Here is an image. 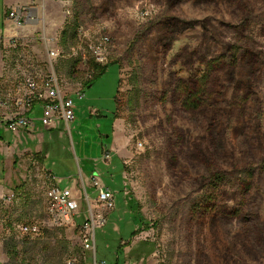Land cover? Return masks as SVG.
Masks as SVG:
<instances>
[{
    "label": "rangeland",
    "instance_id": "obj_1",
    "mask_svg": "<svg viewBox=\"0 0 264 264\" xmlns=\"http://www.w3.org/2000/svg\"><path fill=\"white\" fill-rule=\"evenodd\" d=\"M39 9L45 24L19 26L2 48L0 89L12 97L54 68L63 89L85 96H73L70 129L0 124V240L7 258L6 243L19 252L7 264L82 255L77 229L50 215L47 191L76 182L74 211L88 218L96 166L115 195L97 229L99 261L264 264V0H39ZM92 61L107 68L87 86ZM198 91L199 107H188ZM51 148L56 179L43 169Z\"/></svg>",
    "mask_w": 264,
    "mask_h": 264
},
{
    "label": "built area",
    "instance_id": "obj_2",
    "mask_svg": "<svg viewBox=\"0 0 264 264\" xmlns=\"http://www.w3.org/2000/svg\"><path fill=\"white\" fill-rule=\"evenodd\" d=\"M34 3L35 0L31 5L13 8L9 12L8 18L13 20L17 26L39 22L40 18L36 16ZM103 40L109 42L110 37L105 35ZM11 43H15V40L12 39ZM102 48V45L91 46L92 52L98 58L103 57ZM48 56L50 64L53 66L52 59L57 56V52L48 51ZM93 72L94 70L90 71L91 74ZM23 89L24 93L14 97L7 96L0 89V124L5 123L11 131L22 130L34 125L35 117L28 115V112L35 108L36 103H41L42 106L39 121L44 128H53L62 121L70 129L71 123L76 118L73 96L77 95L79 98L85 96V92L82 90L72 94L67 89H63L54 68L41 82H38L34 77H28ZM5 109H9V111ZM4 111L5 113H3ZM110 157L108 152L104 155L105 159ZM92 180L96 189V199L92 200L91 196L86 194L89 217L85 221L80 223L78 220V214L73 207L72 191L69 188L50 187L47 191V208L56 224L63 223L77 229L78 240L82 245L85 257H87L85 264H108L105 260L99 261L97 257V229L107 224L106 212L114 208L115 195L108 186L100 184L95 175H92ZM12 198L13 195L8 196V200H12ZM96 202L100 204L98 207L101 208L100 213L97 214H95L93 206ZM21 231L23 235L27 236H39L40 234V229L36 224H23ZM75 263L73 258L67 261V264Z\"/></svg>",
    "mask_w": 264,
    "mask_h": 264
},
{
    "label": "crops",
    "instance_id": "obj_3",
    "mask_svg": "<svg viewBox=\"0 0 264 264\" xmlns=\"http://www.w3.org/2000/svg\"><path fill=\"white\" fill-rule=\"evenodd\" d=\"M32 1L33 0H0V79L2 77H6L7 76V69L5 67L6 63H5V59H4V53H3V50L2 48H5V47H8V46H11L10 44V40L14 39L15 38H18L21 36L20 32H19V29H21L22 27H19L15 24V22L13 20H10L8 18V14L9 12L13 9V8H18V7H23V6H28V5H31L32 4ZM41 1H45V0H41ZM34 10H35V13H36V16L38 18H40V21L39 22H35V23H31V24H35V25H40L41 23L45 24L44 23V20H45V17L43 15V12L40 11L39 9V0H35V3H34ZM10 44V45H9ZM22 93H24V89H23V85H17L16 86V89H15V92L12 94V97L14 96H17V95H21ZM11 109H14V108H11ZM6 111H9V109H5ZM5 113V111L3 112ZM42 113V106H41V103H36L35 105V108L30 112H28V115L30 116H33L35 117V122H34V125L32 127H29V128H25V129H22L24 132H28V133H31L33 132L37 127L39 126H42L40 125V121H39V117ZM59 124L63 122H58ZM43 128V127H42ZM55 127L53 128H50V129H47V128H43L44 130L48 131V130H54ZM47 146V145H46ZM50 146V145H49ZM51 151V152H50ZM40 152H42V150H40ZM110 153V156L113 155L111 149H106V153ZM53 155H52V154ZM104 154V153H103ZM104 154V155H105ZM103 155V156H104ZM49 156H54V153H53V149L51 148V150L47 151V155L45 156L44 158V167L43 169H45L46 171H48V173H50V177L52 179H56L57 175L54 173V169H49L46 165H45V161H46V158H48ZM111 158V157H110ZM112 164V163H111ZM111 166V165H110ZM98 167L96 166L91 172H89V174L91 175H98V172H97V169ZM1 174V173H0ZM48 175V174H47ZM46 175V176H47ZM48 177V176H47ZM84 177V174L82 173V179ZM90 177V178H91ZM2 180H1V177H0V184H1ZM65 188H69L72 190V193L74 194V203L76 202V200H81L80 197H79V191L77 190V184L76 182L72 183L71 186L69 187H65ZM3 189L1 188L0 186V196H1V191ZM88 192V191H87ZM80 203V201H79ZM74 208H78L77 207V204L74 205ZM107 213V216H108V212ZM78 214V220L80 222V220L83 222L85 221L87 218H85L84 216L83 217H80V213H77ZM88 214H89V207H88ZM80 217V219H79ZM81 223V222H80ZM121 246V244H120ZM119 249V248H118ZM121 249V248H120ZM121 250H119L120 252ZM118 252V253H119ZM5 250H4V246L2 244V241L0 240V264H7L8 263V259L7 256L5 255ZM120 257V256H118ZM121 258V257H120Z\"/></svg>",
    "mask_w": 264,
    "mask_h": 264
},
{
    "label": "trees",
    "instance_id": "obj_4",
    "mask_svg": "<svg viewBox=\"0 0 264 264\" xmlns=\"http://www.w3.org/2000/svg\"><path fill=\"white\" fill-rule=\"evenodd\" d=\"M90 66H91V68L95 69L97 73L94 71V73H96V75L94 76V78L92 80L87 82V84H86L87 86H90L94 80H96L99 76H101L106 71V68H107V65H103V64H101L100 62H97V61L96 62L92 61L90 63ZM199 95H200L199 91L195 94V96L192 95L186 101V105L188 107H190V108H198L199 104H200ZM136 234H137V232L134 231L132 233L131 237L135 236ZM28 237H30V236H28ZM25 239H28V238H24L22 241H24ZM5 248L7 250V253L9 255L10 260L16 258L19 255V252L17 251V249L10 248L9 243L5 244ZM120 253L121 252H119V254ZM84 256H85V254H84L83 249H82V255H80L79 258L78 257H72V258L75 260V262H76L75 264H79L82 260H84ZM65 264H67V262ZM114 264H123L122 259L120 257H117L115 259V263Z\"/></svg>",
    "mask_w": 264,
    "mask_h": 264
}]
</instances>
